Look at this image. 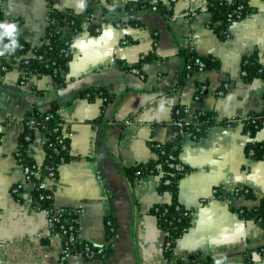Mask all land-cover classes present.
<instances>
[{
	"label": "crops",
	"instance_id": "obj_1",
	"mask_svg": "<svg viewBox=\"0 0 264 264\" xmlns=\"http://www.w3.org/2000/svg\"><path fill=\"white\" fill-rule=\"evenodd\" d=\"M135 1L52 0L58 10L94 11L72 41L61 82L33 72L24 79L18 64L0 67V264H264V225L237 211L256 208L264 198V158L246 153L251 140L264 141V124L250 138L240 120L264 112V80H247L241 70L244 57L264 58V0H247L253 11L233 21L224 37L211 25L209 0H161L164 11L126 7ZM50 11L49 0H0V23L12 19L18 34L39 45ZM93 23L100 31L92 32ZM6 37L0 39L3 55ZM191 51L219 65L183 76ZM143 56L150 59L139 65ZM135 66L140 73L130 69ZM227 83V91L217 94ZM87 89L95 90L93 97L80 95ZM180 107L238 121L217 123L195 138L175 123ZM34 108L57 109L70 130V159L56 177L45 175L44 186L56 206L82 209L79 236L86 242L109 247L106 220L113 217L118 235L107 257L62 261L60 235L48 215L32 205L35 182L26 180L19 150ZM46 140L44 131L35 130L29 161L45 162ZM153 143L179 149L178 158L189 169L179 181V200L194 215L170 259L165 232L151 209L170 203L172 194L159 190L160 172L133 181L126 173L159 159ZM20 183L21 197L13 192ZM237 189H249L251 196L226 198Z\"/></svg>",
	"mask_w": 264,
	"mask_h": 264
},
{
	"label": "trees",
	"instance_id": "obj_2",
	"mask_svg": "<svg viewBox=\"0 0 264 264\" xmlns=\"http://www.w3.org/2000/svg\"><path fill=\"white\" fill-rule=\"evenodd\" d=\"M158 1L159 2L155 3L152 0H136L133 3H129L126 7L151 9L153 6H156L159 10L164 11L165 5L161 0ZM49 2L51 5V11L49 14L50 23L48 25L47 35L42 43L39 45H33L22 35L17 34V45H23V48L20 49L18 46L12 47L11 39L7 36V50L4 55L0 56V67L9 70L14 64H18L23 70H25V72H23L24 79L27 74L33 72L39 76L44 74L51 75L58 82L63 80L62 71L68 69L69 62L72 58V41L83 29L84 22L86 19H90V16L93 15L92 13L94 11L91 7L86 8L82 13H78L74 10L63 11L56 9L52 0H49ZM208 9L212 14V27L223 37L227 35L228 28L233 21L243 19L253 11L247 0H209ZM238 14L241 15L240 18L238 17ZM0 16H2L1 12ZM9 22L14 21L10 19ZM96 26V23L92 24L93 33L96 32ZM148 59H150V57L143 56L139 65H142V63ZM201 62L204 63L203 70L217 67L219 65L218 60L213 57L200 56L191 51L187 54L185 59L183 76L199 70V64ZM130 69H137L140 73L138 66L131 67ZM241 70L246 72V75H243V77L247 80H253L255 78H261L264 80V58L262 59L256 53L244 57L241 63ZM222 89L227 91L224 87H222ZM99 91H101V89ZM94 92L95 90L87 89L82 91L80 95L91 98L93 97ZM102 96L105 101L108 99V94L105 91ZM178 109L179 113H177V111L175 112V120L178 118L183 120V125L180 129L183 133H190L191 136L195 138L205 135L208 128L217 123L232 124L233 122L238 121L237 119L217 120L214 114L208 111H197L193 114H189L184 111V107ZM240 120L243 123L244 133L248 134L250 132L251 137H254L257 130L264 124V112L250 113ZM32 121H34L33 125H31ZM37 129L44 131L47 136V140L45 141L46 159L41 166L29 161V158L26 157L29 144L31 143L33 134ZM64 130L68 133L70 132L69 127H66L65 123L60 118L57 109L40 111L38 108H34L24 122V131L20 137L19 157L22 160L23 168L25 166L31 168L30 178H28L27 181L35 182V188L32 191L33 205H38L42 209H55L54 194L50 189L46 188L43 183L45 175L49 176V173L54 171L53 177H56L61 164L70 159V137L66 136L64 143L59 142V137L62 136ZM153 145L159 152V159L157 161H151L149 163L138 164L126 168V173L129 180L133 181L150 173L160 172L159 190L163 192L168 191L172 194V201L170 203L157 204L151 209V213L157 218L159 227L165 232L164 253L166 257L170 259L174 255L176 241L189 230L194 215V211L187 208L179 200V181L189 169L178 158L179 149H172L171 144L153 143ZM251 150L254 151V154L252 155L250 154ZM246 153L252 158H264V141L259 142L251 140L246 147ZM170 154L175 155V162H180L184 166L183 170L169 165ZM39 169L40 173H36ZM167 180H170V182H167ZM13 192L15 195L21 197L25 190L23 187H18L17 185L13 187ZM242 193H245L248 197L251 196L249 189H237L233 193H229L226 198L228 199L231 195L236 196ZM40 195H44L45 197L41 198ZM216 196L224 198L223 191L219 189ZM59 209L62 216L58 222L54 221L53 227L55 230H58L64 225L68 228V234L71 232L75 233L77 237L76 241L68 246L73 253L77 254L83 249L86 242L79 236L82 209H74L64 206ZM237 211L241 216L245 218H253L264 225V198L256 208H240ZM70 225H73L74 228L70 229ZM106 227L110 239L109 247H98L91 244L94 249H102L101 253H98L97 258L108 256L111 247L113 246V240L118 235L117 222L113 217L107 218ZM67 237L68 235L63 238L64 247H68L65 245ZM261 252L264 253V248ZM84 258L88 259L87 256H84Z\"/></svg>",
	"mask_w": 264,
	"mask_h": 264
},
{
	"label": "built area",
	"instance_id": "obj_3",
	"mask_svg": "<svg viewBox=\"0 0 264 264\" xmlns=\"http://www.w3.org/2000/svg\"><path fill=\"white\" fill-rule=\"evenodd\" d=\"M172 1H175V0H172ZM151 9L158 10L159 8L156 7V6H153ZM230 15H232V14H230ZM238 17L240 18L241 15L238 14ZM49 23H50V19H49ZM95 31H97V32L100 31V26L99 25H97L95 27ZM15 39H16V37H15ZM18 47L21 49V48H23V45L21 44ZM203 66H204V63L201 62L199 64V70H203ZM189 68H190V66H189ZM133 71L139 73V71L137 69H134ZM23 72H25V70H23ZM188 75H190V74H188ZM242 75H246V72L242 71ZM223 87L228 89L229 88L228 83L225 84ZM206 89H207V86L205 84L201 85V87H200L201 91H206ZM224 93H225V91L223 89H220V90L217 91V94H219V95H222ZM184 111L188 113L189 109L186 107V108H184ZM177 113H179V109L177 110ZM175 123H176V125L181 127L183 125V120L181 118H178L177 120H175ZM33 124H34V121L31 122V125H33ZM246 135L249 136L250 138H252L251 135H250V132L248 134H246ZM66 136H69V133L66 132V130H64L62 132V136L59 137V142L60 143H64ZM250 154L251 155L254 154V151L251 150ZM174 159H175V155L174 154H170L169 155V160H170V164L169 165L172 166V167H176V168H178L180 170H183L184 166L180 162H175ZM23 171H24V175H25L26 180L28 178H30L31 168L29 166H25L23 168ZM36 173H40V169ZM49 176L53 177L54 176V171H51L49 173ZM167 182H170V180H167ZM23 186L24 185L22 183H20L18 185V187H23ZM218 192H219V189L215 188L214 189V194L217 195ZM40 197L44 198L45 196L44 195H40ZM46 197H49V196H46ZM32 205H33V203H32ZM33 207L36 208L37 210L44 211L48 215V217H49V219H50V221L52 223V226L54 225V221L58 222L60 220V217L62 216L61 211L59 209L61 207H58L56 205H55V209L54 210L42 209L38 205L37 206L33 205ZM74 209H79V208H74ZM52 228H53V231L55 233L60 235L61 240H62V246H61V251H60V253H61L60 257H61L62 261H67L70 257L78 256V255L83 256V257L87 256L88 259H95V258H97L98 253H101V251H102V249H100V248L99 249H94L92 247L93 244L91 245V243L85 242L83 249H81L77 254H75V253H73L70 250V247L68 246L69 244L74 243L76 241L77 237H76L75 233L71 232L70 234H68V228L66 226H64V225H62L61 228L58 229V230H55L54 227H52ZM73 228H74V226L70 225V229H73ZM67 235H68V237H67V239L65 241V245L68 246V247H64L63 246V238H64V236L66 237Z\"/></svg>",
	"mask_w": 264,
	"mask_h": 264
},
{
	"label": "clouds",
	"instance_id": "obj_4",
	"mask_svg": "<svg viewBox=\"0 0 264 264\" xmlns=\"http://www.w3.org/2000/svg\"><path fill=\"white\" fill-rule=\"evenodd\" d=\"M80 7H83V4H81ZM0 28L4 29V33L0 35V39L3 38V35H6L11 39L12 47L19 46L17 45L16 39H15L16 35L18 34V30H19V27L16 23L5 21L4 23H0ZM2 55L3 53H0V56ZM253 258L258 259L256 254H253ZM215 264H220V261L215 260Z\"/></svg>",
	"mask_w": 264,
	"mask_h": 264
}]
</instances>
